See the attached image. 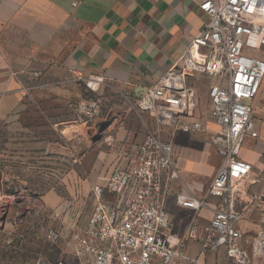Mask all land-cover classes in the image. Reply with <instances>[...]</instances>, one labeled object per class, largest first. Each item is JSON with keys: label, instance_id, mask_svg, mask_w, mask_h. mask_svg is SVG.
Wrapping results in <instances>:
<instances>
[{"label": "built area", "instance_id": "2783aa9c", "mask_svg": "<svg viewBox=\"0 0 264 264\" xmlns=\"http://www.w3.org/2000/svg\"><path fill=\"white\" fill-rule=\"evenodd\" d=\"M196 1L207 16L205 28L135 102L138 110L152 116L153 125L146 124L142 141H124L117 164L102 183L91 186L94 204L84 230L75 237L77 264H207L208 253L219 249L224 254L218 264H251L240 243L243 232L235 201L240 182L251 171L239 151L246 136L258 135L253 102L264 79V0ZM201 76L210 78V115L218 127L212 142L223 162L206 193L219 204L212 208L199 252L190 254L187 239L174 233L165 195L180 178L173 133L203 129L194 115L197 90L191 83ZM102 79L89 77L90 82ZM181 197L178 204L204 206L202 200ZM187 236L200 239L196 220Z\"/></svg>", "mask_w": 264, "mask_h": 264}, {"label": "rangeland", "instance_id": "374dc122", "mask_svg": "<svg viewBox=\"0 0 264 264\" xmlns=\"http://www.w3.org/2000/svg\"><path fill=\"white\" fill-rule=\"evenodd\" d=\"M21 77L27 84L16 87L15 103L0 95V264H77L75 237L94 204L91 186L114 167L110 155L118 134L131 131L141 140L153 119L137 109L140 95L105 78L90 83V75L69 73L68 80L51 86L42 70L25 71ZM209 82L201 76L193 83L194 115L202 121V131L173 133L180 178L165 195L174 233L197 244L193 254L206 236L212 208L219 204L206 193L223 162L212 142L218 127L210 115ZM258 98L254 115L260 122L264 79ZM246 148L244 142L240 157ZM179 196L202 200L204 206L178 204ZM193 220L199 226L198 241L187 236Z\"/></svg>", "mask_w": 264, "mask_h": 264}, {"label": "crops", "instance_id": "0c3cea01", "mask_svg": "<svg viewBox=\"0 0 264 264\" xmlns=\"http://www.w3.org/2000/svg\"><path fill=\"white\" fill-rule=\"evenodd\" d=\"M206 22L196 0H0V95L15 103L16 87L27 84L21 74L32 70L44 71L51 86L68 80L69 73L96 74L141 95ZM258 120L253 112L258 135L245 137L246 153L241 156L251 171L241 181L235 201L243 232L240 243L251 264H260L264 257V120ZM118 135L110 155L114 165L125 136L136 142L144 139L137 140L131 131ZM172 141L174 145V134ZM196 247L187 241L190 254ZM223 254L222 249L210 251L207 264L220 263Z\"/></svg>", "mask_w": 264, "mask_h": 264}, {"label": "bare ground", "instance_id": "6f19581e", "mask_svg": "<svg viewBox=\"0 0 264 264\" xmlns=\"http://www.w3.org/2000/svg\"><path fill=\"white\" fill-rule=\"evenodd\" d=\"M90 83H93V82H90ZM182 200H185V201H190V198L186 197V196H182L181 197Z\"/></svg>", "mask_w": 264, "mask_h": 264}]
</instances>
